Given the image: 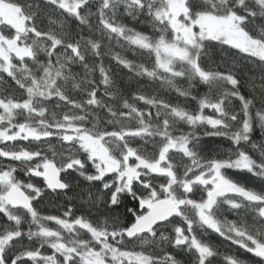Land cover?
I'll return each instance as SVG.
<instances>
[{
	"label": "snow or ice",
	"instance_id": "snow-or-ice-1",
	"mask_svg": "<svg viewBox=\"0 0 264 264\" xmlns=\"http://www.w3.org/2000/svg\"><path fill=\"white\" fill-rule=\"evenodd\" d=\"M208 232L264 264V0H0V264H217Z\"/></svg>",
	"mask_w": 264,
	"mask_h": 264
},
{
	"label": "trees",
	"instance_id": "trees-1",
	"mask_svg": "<svg viewBox=\"0 0 264 264\" xmlns=\"http://www.w3.org/2000/svg\"><path fill=\"white\" fill-rule=\"evenodd\" d=\"M119 50V49H117ZM122 55H128V58L130 59H136L137 63H145L146 66H150L151 64V58L145 56H139L137 54H129V53H121ZM213 59H216V57H213ZM219 62V61H217ZM114 62L111 61L110 59L106 58L105 59V64L106 65H110L113 64ZM78 70V69H77ZM126 71V70H125ZM115 72L117 74L118 77H123V78H127L125 76L124 72H121L119 68L115 69ZM97 77L99 76V73L96 74ZM178 85L181 87H186V83L184 81H179ZM145 88L150 90V91H155L157 95H159L162 99L168 101V102H172L174 104H181L183 106L188 107L190 110H194L196 108L195 102L191 101V100H185L183 97H179L177 93H175L174 91H171L167 88H161L160 85L158 83L152 82V83H148L145 84ZM198 91L201 95H203L207 89L205 87H199ZM194 95L196 94L195 92L193 93ZM143 105H138V107H142ZM206 114H211L210 110H206ZM184 130L187 131V127H184ZM255 138L257 140L260 139V133L259 131H257ZM55 143V142H54ZM201 143L205 144L206 147L211 148L213 152H224L230 149V142L227 141L224 138H216V137H204L201 136ZM42 148L46 149L47 145H41ZM229 176H231L233 179L247 185L250 187H256L259 188L260 185L259 183L254 181V178L251 177L250 174L247 173H243V174H238L235 171H230L228 173ZM34 183H37L38 185H40V181L39 180H33ZM69 195H72V193H69ZM38 210H41L43 212V214H57L56 212L53 211L54 208V203L53 201H50L48 199H44L42 200L38 205H37ZM232 217H229V219H231ZM53 227H55V225H52ZM207 238L210 242H212L213 244L216 245V247L220 250L221 252V256L219 257L217 264H223V256L224 255H228L230 254L227 249L230 247V245L223 241L222 238H219L216 234L212 233V232H208L207 234ZM231 250L232 253H236L238 251H242V250H238L236 249L234 246H231ZM245 259H247V257H244Z\"/></svg>",
	"mask_w": 264,
	"mask_h": 264
}]
</instances>
